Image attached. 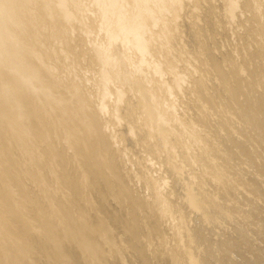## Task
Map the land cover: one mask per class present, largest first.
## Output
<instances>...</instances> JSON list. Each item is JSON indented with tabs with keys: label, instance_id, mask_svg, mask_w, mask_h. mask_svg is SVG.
Wrapping results in <instances>:
<instances>
[{
	"label": "bare ground",
	"instance_id": "1",
	"mask_svg": "<svg viewBox=\"0 0 264 264\" xmlns=\"http://www.w3.org/2000/svg\"><path fill=\"white\" fill-rule=\"evenodd\" d=\"M85 1L0 0V264H123L126 251L147 264V255L159 254L154 247L151 250L154 239L160 248L166 246L162 222H167L176 246L159 249L160 255L174 264H180L182 257L198 264L192 252L181 250L182 241L191 244L194 238L188 231L184 233L187 215L171 201V184L165 173L166 169L178 175L182 166L162 162L160 182L138 175L136 181L145 189L142 195L135 192L132 186L136 181L123 180L109 140L111 132L103 121L107 113L119 119L118 107L126 86L144 109L149 136L156 133L165 146L179 145L169 123L180 120L174 104L179 93H191L199 110L200 118L192 119L193 123L208 126L203 103L212 93L205 87L206 64L202 63L201 69L192 64L189 74L173 65L165 70L151 54L154 42L168 36V16H176L178 10L191 5L185 0ZM32 3L40 4V13L33 11ZM240 4L239 0H227L230 20L237 18ZM256 6L259 11L260 4ZM86 11L95 16H89L90 24L79 16ZM43 21L50 23L49 37L56 43L60 42L61 26L70 35L79 22L98 66L94 91L83 94L80 84L60 74L51 58L53 53L56 60L60 57L55 48L42 50L39 26ZM155 27H159L158 33H154ZM259 31L264 34V25ZM259 47L264 52V40ZM60 51L66 59L67 50ZM194 58L202 61L196 55ZM232 60L230 71H222L227 92L232 88L230 77L238 83L247 79L244 74L252 76L253 72L247 73L249 67ZM152 81L174 101L162 106L149 86ZM109 99L112 111L107 106ZM232 102L238 104L236 94ZM128 131L134 136L132 126ZM199 132L201 129H194L192 137L200 139ZM59 144L61 151L57 152ZM218 150L213 144L208 149L216 161H210L211 153L194 161L206 160L209 180L225 188L230 183L227 171L220 166L218 159L223 155L219 158ZM179 153L184 154L182 149ZM185 191L189 211L209 217L207 209L213 200L199 195L200 191ZM109 198L118 209H125L126 218L106 212L104 205ZM114 228L123 230L125 244L117 241Z\"/></svg>",
	"mask_w": 264,
	"mask_h": 264
},
{
	"label": "rangeland",
	"instance_id": "2",
	"mask_svg": "<svg viewBox=\"0 0 264 264\" xmlns=\"http://www.w3.org/2000/svg\"><path fill=\"white\" fill-rule=\"evenodd\" d=\"M185 1L191 6L185 5L176 12V16H168V36L154 42L151 54L153 59L160 61L165 70L173 65L189 74L192 72V64L200 69L203 68L202 63L206 64L205 87L210 94H214L212 97L206 91L207 96L209 94L211 97L200 103L205 105L208 113H205L209 117L206 119L208 126L201 123L197 126L193 123L195 117L200 118V113L197 114L199 110L192 103L191 93H179L174 101V98L166 94L164 89H159L153 81L149 86L156 94L158 102L165 106L174 101L177 108L180 120L171 119L169 123L178 135V148L163 145L156 133L153 137L149 136L150 127L145 120L144 109L126 86L122 89L124 96L118 107L119 119L116 120L107 113L103 121L107 122L111 132L112 137L109 136V140L118 156L119 170L126 183L134 184L136 177L141 174L157 178L160 182L164 175L160 165L165 161L182 166L183 169L178 175L165 169L170 181L168 183L171 184V201L187 215L184 233L188 231L194 238L191 244L182 241L181 250L192 252L198 264H264V52L259 47L264 40V34L259 31L260 26L264 25V0H239L241 4L235 20L227 17V0ZM256 3L260 4L259 11ZM39 5L32 3L33 11L40 13ZM79 16L88 24L91 23L89 16L95 17L87 11L81 12ZM39 28L42 32L41 41L44 40L42 50L51 51L50 49L55 48L60 54L57 60L55 53L52 52L51 56L52 61L59 67L60 74L80 84L83 94L94 91L95 71L98 66L88 39L82 36L79 22H75V28L70 35H66L64 27L61 26L59 43L53 41L54 37H49L50 23L43 21ZM153 31L158 33L159 27H155ZM61 49L67 50L66 59L61 55ZM194 55L202 61L196 62ZM229 56L233 63L236 61L249 67L248 70L245 68L247 73L251 69L253 72L250 73L252 76L244 74L243 77L247 79L238 83L229 76L228 81L232 88L227 92L222 85V71H230L232 63ZM242 59H246L247 63H243ZM233 94L238 97V107L232 102ZM107 106L112 109L111 99ZM129 126L133 127L134 136H129ZM196 128L201 129L200 139L191 135ZM181 130L184 131L183 134L179 133ZM210 144L217 145L220 152L218 156H224H219L221 159L218 160L229 178L230 184L225 188L209 180L212 177L206 160L194 161L195 157L201 154L206 157L210 153V161H216L215 155L208 152ZM180 149L183 150V156L179 155ZM56 151H61L60 144ZM138 184L136 181L132 189L135 192L140 191L139 194L142 195L144 184ZM200 187L204 188L201 190ZM189 188L190 191H200L199 195L213 200L214 204L211 203L210 210L207 209L209 217L205 218L202 212L189 211L184 197L187 192L185 190ZM107 196L106 199L110 197ZM104 206L106 212L120 215L119 218L127 216L125 209H118L111 199L106 200ZM160 227L167 236L166 246L162 248L176 246L167 222H162ZM113 230L117 241L125 244L123 230ZM154 240L151 250L154 247L159 254L147 255V264H174L171 259L160 255L159 249L162 248ZM110 260L116 261L114 258ZM123 260V264H143V259L131 251L125 252ZM180 264L190 263L182 257Z\"/></svg>",
	"mask_w": 264,
	"mask_h": 264
}]
</instances>
